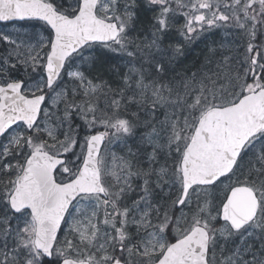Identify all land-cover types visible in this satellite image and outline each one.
Here are the masks:
<instances>
[{"label": "snow or ice", "instance_id": "6c2138e0", "mask_svg": "<svg viewBox=\"0 0 264 264\" xmlns=\"http://www.w3.org/2000/svg\"><path fill=\"white\" fill-rule=\"evenodd\" d=\"M0 22V264H264V0Z\"/></svg>", "mask_w": 264, "mask_h": 264}, {"label": "trees", "instance_id": "16d2710c", "mask_svg": "<svg viewBox=\"0 0 264 264\" xmlns=\"http://www.w3.org/2000/svg\"><path fill=\"white\" fill-rule=\"evenodd\" d=\"M201 44H203V42H197L189 47L188 53H187L189 62L192 61L197 56V54L200 52V50L202 49Z\"/></svg>", "mask_w": 264, "mask_h": 264}, {"label": "rangeland", "instance_id": "374dc122", "mask_svg": "<svg viewBox=\"0 0 264 264\" xmlns=\"http://www.w3.org/2000/svg\"><path fill=\"white\" fill-rule=\"evenodd\" d=\"M6 26H5V24H0V28H5ZM8 30H10V29H8ZM204 47V44H201V48H203Z\"/></svg>", "mask_w": 264, "mask_h": 264}, {"label": "water", "instance_id": "95a60500", "mask_svg": "<svg viewBox=\"0 0 264 264\" xmlns=\"http://www.w3.org/2000/svg\"><path fill=\"white\" fill-rule=\"evenodd\" d=\"M1 23H3V22H1Z\"/></svg>", "mask_w": 264, "mask_h": 264}]
</instances>
